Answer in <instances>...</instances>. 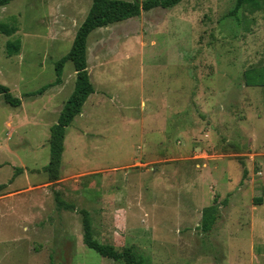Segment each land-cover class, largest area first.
Returning <instances> with one entry per match:
<instances>
[{
    "label": "rangeland",
    "instance_id": "obj_1",
    "mask_svg": "<svg viewBox=\"0 0 264 264\" xmlns=\"http://www.w3.org/2000/svg\"><path fill=\"white\" fill-rule=\"evenodd\" d=\"M92 2L0 7L1 22H18L0 32V83L22 100L0 95V195L13 192L0 199V264H124L84 244L82 209L98 240L152 264H264V0H182L92 32L95 92L52 183L50 128L75 88L73 62L62 83L27 93L56 80ZM57 192L76 210L59 208ZM215 199L220 217L204 232Z\"/></svg>",
    "mask_w": 264,
    "mask_h": 264
},
{
    "label": "trees",
    "instance_id": "obj_2",
    "mask_svg": "<svg viewBox=\"0 0 264 264\" xmlns=\"http://www.w3.org/2000/svg\"><path fill=\"white\" fill-rule=\"evenodd\" d=\"M14 0H0V7L6 6ZM182 0H93L91 8L85 20L76 32L71 50L56 62L57 78L53 83L45 85L39 90L27 93V96L43 94L47 89L62 83L63 69L67 61H72L76 71L75 88L65 103L57 123L51 126L49 139L50 161L44 167L48 174L49 182L60 180V168L65 151V139L67 128L74 119L83 111V107L88 98L95 92L93 82L88 69V39L92 32L97 29L125 21L129 18L138 17L143 11H149L163 6L167 7L180 3ZM244 5L260 6L261 0H238L237 7ZM18 22L16 17L9 23L0 21V32L11 36L17 32ZM22 43L20 39L10 40L6 44L7 55L13 56L20 53ZM247 85H255L257 79L247 75ZM0 95H4L7 103L18 107L22 105V100L14 96L10 88L0 83ZM23 172L18 169L17 173ZM6 185L0 184V190ZM56 200L59 208L65 210H76V206L60 197L56 193ZM261 201V199H259ZM83 215V241L84 244L96 251L100 256L113 259L124 264H152L146 257L138 254L133 247H126L118 250L114 243H106L98 240L94 235L93 222L89 210L82 209ZM220 217V205L216 201L204 208L202 214L201 228L204 232H211Z\"/></svg>",
    "mask_w": 264,
    "mask_h": 264
},
{
    "label": "crops",
    "instance_id": "obj_3",
    "mask_svg": "<svg viewBox=\"0 0 264 264\" xmlns=\"http://www.w3.org/2000/svg\"><path fill=\"white\" fill-rule=\"evenodd\" d=\"M12 36V35H11ZM27 169L25 168V170H23V171H26ZM40 185V184H39ZM38 185V186H39ZM34 187V185L32 184V183H30V188H33ZM29 188V189H30ZM17 192V194L20 192V191H16ZM13 193V192H12ZM12 193L11 192H9V193H7V194H2V195H0V199H3L4 198V195H7V198L8 197H10L11 195H12Z\"/></svg>",
    "mask_w": 264,
    "mask_h": 264
}]
</instances>
